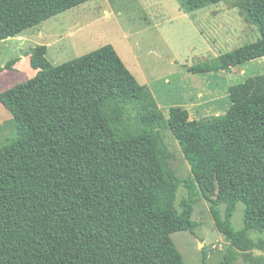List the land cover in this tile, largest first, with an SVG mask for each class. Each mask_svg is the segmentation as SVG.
<instances>
[{
    "label": "trees",
    "instance_id": "16d2710c",
    "mask_svg": "<svg viewBox=\"0 0 264 264\" xmlns=\"http://www.w3.org/2000/svg\"><path fill=\"white\" fill-rule=\"evenodd\" d=\"M86 1L0 0V41ZM238 2L261 37L191 66L194 73L264 57V0ZM47 50L32 47L37 74L0 93L17 126L0 147V264H186L172 234L194 231V183L208 171L218 183L214 224L231 243L222 264L264 248L248 235L264 230V75L232 85L224 114L192 119L176 106L167 119L112 44L60 65ZM166 130L194 176L181 209ZM240 201L245 224L237 230Z\"/></svg>",
    "mask_w": 264,
    "mask_h": 264
},
{
    "label": "rangeland",
    "instance_id": "374dc122",
    "mask_svg": "<svg viewBox=\"0 0 264 264\" xmlns=\"http://www.w3.org/2000/svg\"><path fill=\"white\" fill-rule=\"evenodd\" d=\"M238 1L88 0L0 41V67L4 68L0 70V93L37 74L27 55L37 44L47 45L46 56L53 65L112 44L137 80L149 88L167 119L176 106L187 109L192 119L224 114L231 104L229 88L264 75V57L230 71L194 73L189 68L261 37L259 25L247 18ZM13 59L15 63L7 68ZM16 134V120L0 102V147ZM165 139L172 153L169 167L182 181L176 198L181 209V201L190 195L186 182L194 176L170 130ZM194 192L196 227L193 232L173 233V241L186 264H222L231 243L217 229L211 211L210 199L218 193L215 172L198 175ZM220 210L225 216L226 205H220ZM245 213L246 205L238 202L232 217L237 230L244 227ZM248 235L264 241V230L253 229ZM249 255L240 252L232 264H264V248H255Z\"/></svg>",
    "mask_w": 264,
    "mask_h": 264
},
{
    "label": "crops",
    "instance_id": "0c3cea01",
    "mask_svg": "<svg viewBox=\"0 0 264 264\" xmlns=\"http://www.w3.org/2000/svg\"><path fill=\"white\" fill-rule=\"evenodd\" d=\"M28 58H29V60H30V56L28 55ZM19 63V60H17V63L16 64H18ZM31 64V63H30ZM37 70V69H36ZM37 72H38V70H37Z\"/></svg>",
    "mask_w": 264,
    "mask_h": 264
}]
</instances>
